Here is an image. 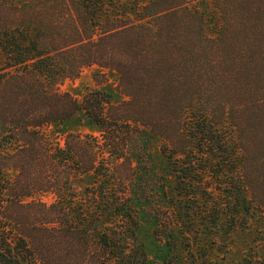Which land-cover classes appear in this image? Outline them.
Listing matches in <instances>:
<instances>
[{
	"label": "trees",
	"instance_id": "obj_1",
	"mask_svg": "<svg viewBox=\"0 0 264 264\" xmlns=\"http://www.w3.org/2000/svg\"><path fill=\"white\" fill-rule=\"evenodd\" d=\"M211 1L213 37L192 0H0V264H149L142 214L163 241L194 228L192 201L209 214V193L232 225L263 205L264 0ZM95 65L126 100L57 88ZM79 112L100 136L47 134Z\"/></svg>",
	"mask_w": 264,
	"mask_h": 264
},
{
	"label": "rangeland",
	"instance_id": "obj_2",
	"mask_svg": "<svg viewBox=\"0 0 264 264\" xmlns=\"http://www.w3.org/2000/svg\"><path fill=\"white\" fill-rule=\"evenodd\" d=\"M146 1L122 0L125 8L134 7L137 3ZM192 3L198 4L206 11L205 32L208 36H215L219 30V15L212 1L192 0ZM103 73L106 74L105 78ZM118 85L119 75L115 71L102 69L95 65L84 68L77 79L66 80L57 88L61 91L70 92L78 99H82L90 91L102 89L112 94L114 102L119 104L127 98L120 92ZM45 130L49 136L56 137L62 144L66 133L70 132L101 135L100 127L88 119L83 112H79L62 124L47 126ZM162 143L163 140L160 137L155 135L150 137L149 150L158 164L165 161L161 151ZM15 174L16 170H9L5 176L13 178ZM160 175H162L161 170ZM172 181L171 177L166 178V187L170 192H172L173 187ZM89 182L90 180L87 179L83 184ZM208 185L213 186L215 183L209 182ZM209 196L207 205L209 214H204L202 217L197 216V213L200 212L197 207L205 205L202 199H196L189 203V206H193L195 209L197 221L194 228L178 225L179 233L176 234L175 238H168L166 235L163 241L157 240L154 234L155 223L151 219L149 211L142 214L137 233L139 242L144 245L148 255L149 264H264V203L261 206L253 204L252 211L249 214L244 211L240 213L235 217V223L232 225L231 219H228L223 213L228 212L226 206L229 202L228 199L225 196L211 193ZM35 197L48 203L53 201L51 194H38ZM26 200L32 199L27 198ZM222 203L225 205H221ZM214 208H217L216 224L212 223L214 213L211 210ZM168 221H170L168 218L163 217L161 228L169 230L171 226L166 227ZM177 228L175 230H178ZM191 229L194 232L190 231L187 233V238H184L182 232H188Z\"/></svg>",
	"mask_w": 264,
	"mask_h": 264
}]
</instances>
